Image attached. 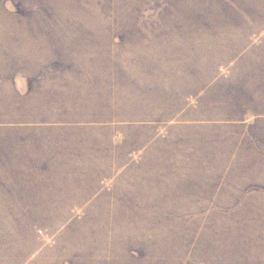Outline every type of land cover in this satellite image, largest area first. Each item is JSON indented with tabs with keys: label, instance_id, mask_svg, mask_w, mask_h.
Returning <instances> with one entry per match:
<instances>
[{
	"label": "rangeland",
	"instance_id": "rangeland-1",
	"mask_svg": "<svg viewBox=\"0 0 264 264\" xmlns=\"http://www.w3.org/2000/svg\"><path fill=\"white\" fill-rule=\"evenodd\" d=\"M0 264H264V0H0Z\"/></svg>",
	"mask_w": 264,
	"mask_h": 264
}]
</instances>
